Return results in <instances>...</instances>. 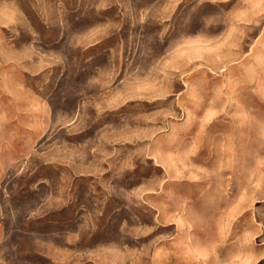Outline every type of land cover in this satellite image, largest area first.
I'll list each match as a JSON object with an SVG mask.
<instances>
[{"label":"rangeland","instance_id":"rangeland-1","mask_svg":"<svg viewBox=\"0 0 264 264\" xmlns=\"http://www.w3.org/2000/svg\"><path fill=\"white\" fill-rule=\"evenodd\" d=\"M0 264H264V0H0Z\"/></svg>","mask_w":264,"mask_h":264}]
</instances>
